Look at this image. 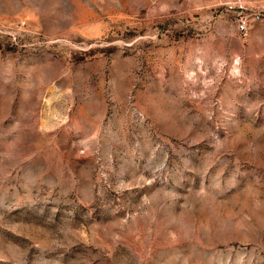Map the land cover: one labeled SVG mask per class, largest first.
<instances>
[{
	"label": "rangeland",
	"instance_id": "1",
	"mask_svg": "<svg viewBox=\"0 0 264 264\" xmlns=\"http://www.w3.org/2000/svg\"><path fill=\"white\" fill-rule=\"evenodd\" d=\"M0 264H264V0H0Z\"/></svg>",
	"mask_w": 264,
	"mask_h": 264
}]
</instances>
